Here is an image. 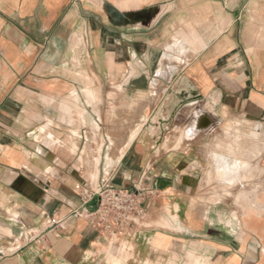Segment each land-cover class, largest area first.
I'll return each mask as SVG.
<instances>
[{"label": "crops", "instance_id": "1", "mask_svg": "<svg viewBox=\"0 0 264 264\" xmlns=\"http://www.w3.org/2000/svg\"><path fill=\"white\" fill-rule=\"evenodd\" d=\"M230 117L264 131V0H0V264H264V142L200 139ZM86 159L136 228L75 213Z\"/></svg>", "mask_w": 264, "mask_h": 264}, {"label": "built area", "instance_id": "2", "mask_svg": "<svg viewBox=\"0 0 264 264\" xmlns=\"http://www.w3.org/2000/svg\"><path fill=\"white\" fill-rule=\"evenodd\" d=\"M144 191L140 187L117 188L111 184L108 177L103 176L95 188L83 186V211L77 210L75 213L86 214L92 226L115 236L126 228H136L146 216ZM95 197H98L97 208L89 211L86 204ZM61 220L60 216L56 215L48 217L41 233L54 229Z\"/></svg>", "mask_w": 264, "mask_h": 264}, {"label": "rangeland", "instance_id": "3", "mask_svg": "<svg viewBox=\"0 0 264 264\" xmlns=\"http://www.w3.org/2000/svg\"><path fill=\"white\" fill-rule=\"evenodd\" d=\"M87 90L92 91L91 88H88ZM229 119L220 121V123L216 124L215 128L206 131L207 133H201L200 139H203V142H217V140L218 142H264V131L258 133L254 124L244 125L240 124L237 118L230 117ZM208 122L209 119L206 115L200 114L198 117L197 128L200 129L207 125ZM194 131L195 129H193V132ZM126 146L120 148V155ZM84 164V171L82 174L86 181L92 182V188H95L98 185V182H100L96 178L97 175L94 173L96 165L88 161V159H86Z\"/></svg>", "mask_w": 264, "mask_h": 264}, {"label": "bare ground", "instance_id": "4", "mask_svg": "<svg viewBox=\"0 0 264 264\" xmlns=\"http://www.w3.org/2000/svg\"><path fill=\"white\" fill-rule=\"evenodd\" d=\"M218 152V151H217ZM220 152V151H219ZM210 154V153H209ZM212 156V154H211ZM216 160L218 162L217 164V171L220 172L222 176H226L228 179L227 181L233 182L235 180L234 175L237 174V171L242 166H248V162H240L238 159L234 158V161H231L227 155L224 153H215ZM239 157V156H238ZM210 158V157H209ZM213 159V158H212ZM213 161V160H212ZM216 162V161H215ZM214 165V164H213ZM214 167V166H213ZM244 170V169H243ZM216 171V170H215ZM217 172V173H218ZM236 173V174H235ZM238 175V174H237ZM223 180V178H222ZM239 180V179H238ZM242 180V179H241ZM219 181V180H218ZM233 184V183H232ZM207 261V260H206ZM205 261V263H206ZM201 263V262H200ZM203 264V263H202Z\"/></svg>", "mask_w": 264, "mask_h": 264}, {"label": "water", "instance_id": "5", "mask_svg": "<svg viewBox=\"0 0 264 264\" xmlns=\"http://www.w3.org/2000/svg\"><path fill=\"white\" fill-rule=\"evenodd\" d=\"M97 202H98V197L93 198L88 204H86V208L89 211H94L97 208ZM83 211V208L80 209Z\"/></svg>", "mask_w": 264, "mask_h": 264}]
</instances>
